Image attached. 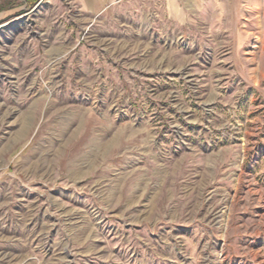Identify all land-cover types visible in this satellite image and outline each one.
<instances>
[{
	"label": "rangeland",
	"instance_id": "obj_1",
	"mask_svg": "<svg viewBox=\"0 0 264 264\" xmlns=\"http://www.w3.org/2000/svg\"><path fill=\"white\" fill-rule=\"evenodd\" d=\"M201 8L0 0V264H264V0Z\"/></svg>",
	"mask_w": 264,
	"mask_h": 264
},
{
	"label": "crops",
	"instance_id": "obj_2",
	"mask_svg": "<svg viewBox=\"0 0 264 264\" xmlns=\"http://www.w3.org/2000/svg\"><path fill=\"white\" fill-rule=\"evenodd\" d=\"M120 0H79L89 11L99 12ZM217 0H164L165 13L173 20L189 22L198 19L201 6L216 5ZM202 9V8H201Z\"/></svg>",
	"mask_w": 264,
	"mask_h": 264
}]
</instances>
